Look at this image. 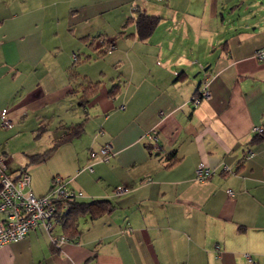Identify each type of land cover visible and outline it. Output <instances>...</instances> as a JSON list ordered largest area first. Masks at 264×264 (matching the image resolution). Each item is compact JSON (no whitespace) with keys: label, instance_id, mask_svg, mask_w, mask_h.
<instances>
[{"label":"crops","instance_id":"0c3cea01","mask_svg":"<svg viewBox=\"0 0 264 264\" xmlns=\"http://www.w3.org/2000/svg\"><path fill=\"white\" fill-rule=\"evenodd\" d=\"M263 11L262 0H0L10 175L27 171L37 195L60 176L79 200L116 204L82 217L80 235L60 246L36 226L0 246V264H264V139L253 142L264 126ZM140 13L159 18L146 39ZM204 77L211 97L195 105ZM91 83L98 90L83 101ZM82 122L79 136L28 165ZM32 135L52 138L29 149ZM107 143L110 161L92 156ZM201 163L214 171L205 182Z\"/></svg>","mask_w":264,"mask_h":264},{"label":"built area","instance_id":"2783aa9c","mask_svg":"<svg viewBox=\"0 0 264 264\" xmlns=\"http://www.w3.org/2000/svg\"><path fill=\"white\" fill-rule=\"evenodd\" d=\"M109 49H114V45H111ZM255 54L258 59L264 61V47L259 48ZM72 57L75 61L78 60L77 53H73ZM210 97V81L204 77L192 100L195 105H199ZM0 120L4 128H11L14 125L12 119L8 117L7 109H0ZM254 132L264 133V126L254 127ZM145 138L158 147V137L154 131H148ZM91 154L93 157L99 155L100 160L104 162L110 161L114 156L110 143L102 146L99 152L94 151ZM248 154L251 155V151ZM90 170L93 168L90 167ZM213 173L212 169L201 163L196 169V178L200 182H205ZM127 191L126 187H121L118 193ZM228 191L230 194H234L233 190L229 189ZM80 195L81 193L77 194L70 190L60 176L53 179L47 194L37 195L31 188L30 174L24 171L18 177H12L6 158L0 155V246L24 239L30 230L38 225H43L50 233V239L54 245L60 246L69 241L65 235L54 233L56 211L59 202L78 198ZM246 256L249 264H259L250 255Z\"/></svg>","mask_w":264,"mask_h":264},{"label":"trees","instance_id":"16d2710c","mask_svg":"<svg viewBox=\"0 0 264 264\" xmlns=\"http://www.w3.org/2000/svg\"><path fill=\"white\" fill-rule=\"evenodd\" d=\"M158 22L159 18L157 16L140 13L137 17V26L140 37L146 39L151 36L158 25ZM110 42L111 41H108L107 44ZM108 48H110V45ZM98 87L99 83H91L89 86H87L83 90V101H86L93 94H95L98 90ZM114 92L115 86L111 93L114 94ZM84 127V122L68 127L64 136L56 140L52 148L46 150L43 153L30 156L28 165L44 161L51 152L57 149V147L79 136L84 131ZM262 139H264V133L260 134L259 136H255L253 142H257ZM174 159V156L170 157V160ZM115 208L116 204L108 199H98L92 201H81L78 198L68 199L67 201H61L58 204L56 211V224L61 225L64 231L63 235H65L68 240H73L81 233L79 222L82 217L89 216L90 219H96L107 213L113 212Z\"/></svg>","mask_w":264,"mask_h":264},{"label":"rangeland","instance_id":"374dc122","mask_svg":"<svg viewBox=\"0 0 264 264\" xmlns=\"http://www.w3.org/2000/svg\"><path fill=\"white\" fill-rule=\"evenodd\" d=\"M263 2H264V0H262ZM235 14L232 16V17H234V18H237V17H239V16H241L242 14H241V12H240V10H237V9H235ZM263 14H264V11L262 12ZM243 16V15H242ZM231 17V18H232ZM48 135V134H47ZM47 135H45L43 138H42V140H41V138L40 139H37L36 137L37 136H27V137H25V142H26V145H27V147L30 149V148H32V147H34V146H37L38 144H45V142L44 141H50V138H52V136H47ZM40 141L39 143H38V141ZM15 145L17 146L18 145V147H20V145H19V143L17 144V143H15ZM91 152H89V154H90ZM91 156V155H90ZM51 185V184H50Z\"/></svg>","mask_w":264,"mask_h":264}]
</instances>
